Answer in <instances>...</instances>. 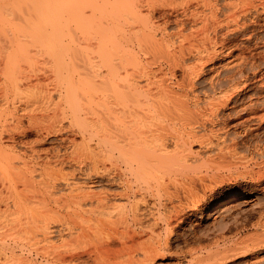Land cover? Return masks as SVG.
<instances>
[{
    "label": "bare ground",
    "instance_id": "6f19581e",
    "mask_svg": "<svg viewBox=\"0 0 264 264\" xmlns=\"http://www.w3.org/2000/svg\"><path fill=\"white\" fill-rule=\"evenodd\" d=\"M108 2L109 9L117 7L122 12L119 14L117 8L115 12L106 10L108 23L113 18L114 24L117 19L123 20L122 23L118 20L120 26L118 30L115 28L119 33L113 30L116 25L110 23L111 29L107 26L113 33L105 42L109 47L105 44L103 74L68 80L62 89L69 112L76 117L72 122L81 123L77 124L79 129L89 130L102 144L106 163L102 165V174L97 170L99 168H93L97 167V160L90 161L94 160L95 165L89 163L93 166L90 167L92 171L94 169L104 179L106 189L86 190L81 187L83 184L79 186L73 182L72 188L67 183L70 191H65L66 197L59 195L62 198L56 221L60 264L81 262L82 245L92 264H155L159 247L150 244V239L143 241L142 237L152 236L159 224L170 233L168 227L178 220L185 208L181 196L194 199L200 194L199 190L208 189V184L203 183L207 176L202 171L209 168L216 172L220 163L225 165H221L222 168L227 167L230 160L239 159L236 156L241 155V150L246 154L241 158L243 166L240 164L244 170L237 172L235 178H249L256 183L264 181V127L262 134L257 133L264 124V72L261 73L264 38L249 33L255 25H260L264 0ZM237 38L253 43L234 44ZM177 72L181 73L180 78H177ZM257 81L261 85L252 88ZM78 92L83 102L78 99ZM84 111L86 116L91 113L90 118L86 117L89 122L83 121L85 114L82 120L78 116ZM228 127L236 129L233 135ZM193 146H198L199 151H193ZM31 149L35 151V148ZM81 151H85L84 148ZM86 153L91 154L87 150ZM93 172L92 176L95 175ZM218 175L207 179L214 183ZM85 180L87 182V178ZM152 199L157 210L164 211L157 216L151 212L153 206L151 208L149 201ZM245 199L233 195L227 197L208 211L207 219L235 204L238 207L246 203ZM197 201H193V209ZM259 214V220L254 224L256 233L249 239L251 247L262 244V236L257 231H264V211ZM148 218L153 222L150 223ZM78 219L93 221L95 227L96 224L105 226V223L111 227L108 230L104 227L106 232L100 227L103 234L92 236V240L96 239L88 244L90 232L94 235L96 229L81 228L83 225ZM86 223L84 225L91 227L92 223ZM75 227L80 228L72 236ZM66 231L70 232L69 242L64 237ZM115 240L120 243L118 250L111 248ZM137 254L142 258H136ZM101 256L107 257L108 261ZM216 256L217 251H214L209 259L214 261Z\"/></svg>",
    "mask_w": 264,
    "mask_h": 264
},
{
    "label": "rangeland",
    "instance_id": "374dc122",
    "mask_svg": "<svg viewBox=\"0 0 264 264\" xmlns=\"http://www.w3.org/2000/svg\"><path fill=\"white\" fill-rule=\"evenodd\" d=\"M108 1L111 0H0V264H60L59 227L56 221L58 203L62 198L59 195L66 197V192L70 191L68 185L72 188L75 182L79 186L83 184L81 187L86 190L97 192L102 188V191L106 189L104 179L94 171L99 168L97 170H101V175L106 164L101 150L102 144H99V138L95 135L93 137L89 130L88 132L86 129H79L77 124L81 123L74 124L75 120L72 122L76 117L73 118L72 113L70 114L62 89L65 88L64 82L66 84L68 80H82L81 76L103 74L107 53L105 47H109L105 42L109 34L113 33L107 26L111 29L115 22L112 14H109L112 21L108 23L106 10L115 12L118 9L119 14L122 13L117 7L109 9L110 4L106 5ZM118 20L122 23L123 19H117L118 25H113H116L113 27L114 31L120 26ZM262 20L264 21V15L260 18V25H255L253 31L249 32L251 35L253 33L254 37L264 38ZM242 42L246 45L253 43L244 38H237L233 43ZM180 74L176 73L177 78H180ZM259 81L255 82L252 88L258 86L261 82ZM78 93V99L83 102ZM86 113L80 112L78 116L81 119L85 114L83 121L89 122L86 117L90 118L91 113L89 111L90 116H86ZM77 121L81 122L79 119ZM263 127L264 124L262 129L256 132L263 133ZM227 130L231 135L236 131L233 127H228ZM31 147L35 148L34 152ZM81 148L85 151L82 152ZM192 149L199 151L198 146H193ZM86 150L91 154L87 155ZM240 153L241 155L236 156L239 159H234L237 165L232 159L230 161L233 165L230 162L231 165L227 163V167L222 168L221 165L224 164L220 163L216 172L209 168L202 171L204 176H207L204 177L206 181L203 183L208 184V189L202 192L199 190V196L194 199L189 196L191 194H188V198H185L186 195L181 196L185 208L178 220L168 227L170 233L164 231V226L159 224L153 231V237L149 234L142 237L143 241L150 239V244L159 247L154 258L155 264H207L209 261L210 264H264V234H261L264 231H257V234L262 236V244L249 246V239L256 233L254 224L259 220V213L264 211V181L256 183L251 182L249 178H235L237 172L244 170L241 164L244 160L241 158L246 154L242 150ZM89 156L92 157L90 160ZM92 159L97 160V167L90 166V163L94 164V160L90 162ZM87 166L89 169L93 167L94 172ZM229 169H232L231 173ZM92 172L95 173L94 176ZM214 174H219L216 176L219 179H213L212 183L210 179ZM208 177L210 179H207ZM91 182L93 183L89 186ZM232 195L245 197L247 201L238 207L235 204L229 207V210L207 219L208 211L213 206ZM193 201L198 203L194 209ZM149 202L152 204L151 208L153 206L151 212L154 216L164 212L157 210L153 199ZM167 206L171 207L170 204ZM148 219L150 223L153 222L151 218ZM78 221L83 225L81 228L85 226L84 228L96 229L97 233H93L94 235L92 229V232L89 231L91 237L88 244L96 239L94 237L92 240V236L102 235V229L106 232L111 227H107V223L105 226L96 224L98 229L95 224L93 226V221ZM86 221L88 225L92 223L91 227L84 225ZM75 228V232L72 230V236L80 227ZM66 232L64 237L69 242L70 232ZM153 239L157 241L154 242ZM112 245L111 248L117 250L120 247L118 240ZM84 248L83 245L80 248L81 262L66 264H92ZM214 251H217V256L213 261L209 259V255ZM115 255L117 256L114 252L113 257ZM140 255L137 254L136 258L141 259ZM104 256L101 257L105 260L107 257ZM105 263L107 264H100Z\"/></svg>",
    "mask_w": 264,
    "mask_h": 264
}]
</instances>
